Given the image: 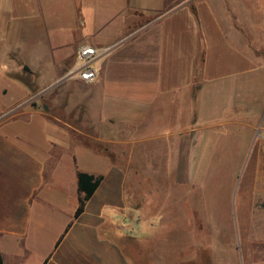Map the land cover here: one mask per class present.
<instances>
[{
    "label": "crops",
    "instance_id": "0c3cea01",
    "mask_svg": "<svg viewBox=\"0 0 264 264\" xmlns=\"http://www.w3.org/2000/svg\"><path fill=\"white\" fill-rule=\"evenodd\" d=\"M83 1L69 0L70 11L78 27L99 29V46L74 44L110 51L94 82L63 77L62 117L30 104L29 86L12 79V97L0 79V264H138L134 241L148 247L145 264H163L149 243L163 233L150 224L160 214L142 197L135 205L131 173L184 162L182 171H203L213 155L241 156L243 260L264 264V66L249 46L259 22L242 19L251 30L240 34L229 17L236 0ZM39 2L48 3L0 0L16 44L34 43L22 28L47 27V15L34 24ZM81 172L103 179L75 218Z\"/></svg>",
    "mask_w": 264,
    "mask_h": 264
},
{
    "label": "rangeland",
    "instance_id": "374dc122",
    "mask_svg": "<svg viewBox=\"0 0 264 264\" xmlns=\"http://www.w3.org/2000/svg\"><path fill=\"white\" fill-rule=\"evenodd\" d=\"M95 1L84 0L83 4L94 8L98 5ZM47 2L37 3L35 9L36 19L48 16L47 27L22 28L18 31L22 37L31 34V42L34 43L29 41L31 44H16L13 37L19 35L15 33L17 29L10 28L7 22L0 23V45L5 47L3 58L0 59V79L8 88L14 84L12 79L29 86L32 93L37 94L29 99L30 104L60 118L64 111L62 74L75 67L76 51L84 45H75L74 42L80 39L99 46V42L96 43L99 29L78 27L74 22L77 20L76 15L70 11L69 0ZM236 2L239 4L231 6L229 17L240 34L241 29L247 33L251 30L241 24L242 19L253 20L256 24L259 22V26L254 29L257 33L254 34L257 37L255 43L252 42L249 46L264 66V0H249L246 6L249 12L245 17L241 13L244 2ZM65 14L70 15L68 21L74 26L73 34L68 32L69 24L63 17ZM7 17L10 18V15L7 14ZM42 23L41 19L34 22L37 26ZM241 46L246 47L244 43ZM44 47L48 49L44 54L48 55L47 60L41 59L43 53L40 51ZM34 52L39 56L37 61L30 60ZM55 63L56 66L53 67L47 65ZM79 65H84V62ZM47 67L54 68L56 73L55 70L48 71ZM10 90L12 97L16 96L15 86ZM11 99L6 98L9 101ZM176 159L185 161L188 157ZM208 160L212 163L204 164L203 171H182L180 169L187 167L184 162L173 165L175 171H170L167 165L165 172L131 173L130 179L135 185V205L139 204L138 197H142L146 199L145 206H148L147 211L150 214H160L159 221L151 218L150 224L162 228L163 233L159 232L158 237L149 243L150 252L156 258V251H159L163 264H177L178 261L181 264H246L241 247V156L213 155ZM157 246L160 250H157ZM179 247L181 250H178ZM147 249L146 245L143 250L147 252ZM257 258H261V255Z\"/></svg>",
    "mask_w": 264,
    "mask_h": 264
},
{
    "label": "built area",
    "instance_id": "2783aa9c",
    "mask_svg": "<svg viewBox=\"0 0 264 264\" xmlns=\"http://www.w3.org/2000/svg\"><path fill=\"white\" fill-rule=\"evenodd\" d=\"M109 49L99 50L98 48L90 45L80 46L76 53V65L69 70L64 76V79L68 77L77 76V79L84 83H92L99 77L100 61L103 54H106ZM84 62V65H79L80 62Z\"/></svg>",
    "mask_w": 264,
    "mask_h": 264
},
{
    "label": "trees",
    "instance_id": "16d2710c",
    "mask_svg": "<svg viewBox=\"0 0 264 264\" xmlns=\"http://www.w3.org/2000/svg\"><path fill=\"white\" fill-rule=\"evenodd\" d=\"M193 11L196 14L194 8ZM202 58L203 56L201 55L200 62H202ZM102 179V177H95L87 173H79L78 190L81 195L79 198V206L75 213V218H78L84 212L86 203L93 196V194L99 187ZM129 244L133 248L131 252H133L134 258L137 259L138 264H145L146 251H144L140 244H138L136 241ZM1 264H3L2 261Z\"/></svg>",
    "mask_w": 264,
    "mask_h": 264
},
{
    "label": "water",
    "instance_id": "95a60500",
    "mask_svg": "<svg viewBox=\"0 0 264 264\" xmlns=\"http://www.w3.org/2000/svg\"><path fill=\"white\" fill-rule=\"evenodd\" d=\"M25 69L27 70L28 68H27V67H25Z\"/></svg>",
    "mask_w": 264,
    "mask_h": 264
}]
</instances>
